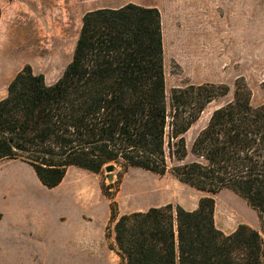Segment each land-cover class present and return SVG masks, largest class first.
Wrapping results in <instances>:
<instances>
[{
    "label": "trees",
    "instance_id": "1",
    "mask_svg": "<svg viewBox=\"0 0 264 264\" xmlns=\"http://www.w3.org/2000/svg\"><path fill=\"white\" fill-rule=\"evenodd\" d=\"M228 91L188 85L167 99L159 11L131 3L90 11L53 83L26 65L8 84L0 100V161L29 164L47 188L69 167L170 173L197 191L237 194L258 212L264 235V104H250L242 80L190 150L185 145L205 107ZM109 227V249L123 264H264L259 232L242 224L228 234L217 229L212 198L191 211L167 204L123 215L110 204Z\"/></svg>",
    "mask_w": 264,
    "mask_h": 264
},
{
    "label": "rangeland",
    "instance_id": "2",
    "mask_svg": "<svg viewBox=\"0 0 264 264\" xmlns=\"http://www.w3.org/2000/svg\"><path fill=\"white\" fill-rule=\"evenodd\" d=\"M128 3L146 7L157 0H0V95L8 79L26 65L53 83L71 59L82 16ZM242 29V40L203 41L186 39L182 28L170 23L163 28L167 99L172 89L188 85H225L229 90L209 103L185 133L187 150L210 114L233 99L235 82L247 86L253 107L264 104V21L245 23ZM110 165V174L69 167L58 186L47 188L29 164L1 160L0 264H123L109 249L114 245L110 204L123 215L167 204L191 211L202 198H212L217 229L228 234L246 225L259 232L264 244L261 217L237 194L201 192L170 173ZM75 225L93 230L89 247L59 245L58 239Z\"/></svg>",
    "mask_w": 264,
    "mask_h": 264
},
{
    "label": "crops",
    "instance_id": "3",
    "mask_svg": "<svg viewBox=\"0 0 264 264\" xmlns=\"http://www.w3.org/2000/svg\"><path fill=\"white\" fill-rule=\"evenodd\" d=\"M146 7L159 11L162 34L164 26L170 23L182 28L187 35L185 38L192 40H242L245 23L264 21V0H157L156 4ZM13 78L8 79V84ZM8 84L4 86L0 100L6 96ZM78 218L81 222L82 216ZM83 228L75 225L67 235L58 239L59 245L65 248L89 247L94 240L93 230Z\"/></svg>",
    "mask_w": 264,
    "mask_h": 264
},
{
    "label": "water",
    "instance_id": "4",
    "mask_svg": "<svg viewBox=\"0 0 264 264\" xmlns=\"http://www.w3.org/2000/svg\"><path fill=\"white\" fill-rule=\"evenodd\" d=\"M113 166L112 165H107L105 168H104V171L107 173V174H110L112 171H113ZM111 178V176H108Z\"/></svg>",
    "mask_w": 264,
    "mask_h": 264
}]
</instances>
